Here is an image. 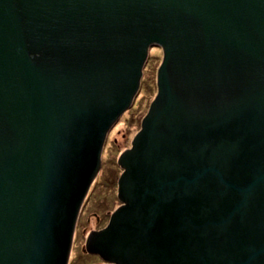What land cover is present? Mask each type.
Here are the masks:
<instances>
[{"label":"water","instance_id":"obj_1","mask_svg":"<svg viewBox=\"0 0 264 264\" xmlns=\"http://www.w3.org/2000/svg\"><path fill=\"white\" fill-rule=\"evenodd\" d=\"M152 46L156 93L89 247L264 264V0H0V264H67Z\"/></svg>","mask_w":264,"mask_h":264},{"label":"rangeland","instance_id":"obj_2","mask_svg":"<svg viewBox=\"0 0 264 264\" xmlns=\"http://www.w3.org/2000/svg\"><path fill=\"white\" fill-rule=\"evenodd\" d=\"M161 59V48L152 46L143 66L138 92L131 105L120 114L106 135L98 171L89 186L77 219L72 256L82 254L88 232L106 224L111 211L119 204L117 181L121 167L118 157L122 149L129 147L155 96L156 73Z\"/></svg>","mask_w":264,"mask_h":264},{"label":"flooded vegetation","instance_id":"obj_3","mask_svg":"<svg viewBox=\"0 0 264 264\" xmlns=\"http://www.w3.org/2000/svg\"><path fill=\"white\" fill-rule=\"evenodd\" d=\"M140 129V128H139ZM131 146V144H130ZM129 146V147H130ZM122 171V169H121ZM120 204V201H119ZM118 204V205H119ZM117 205V206H118ZM116 206V207H117ZM115 207V208H116ZM114 208V209H115ZM114 211V210H113ZM80 213V212H79ZM112 213V211H111ZM110 213V214H111ZM79 216V215H78ZM110 218V215H109ZM109 221V219H108ZM108 221L106 222V224L108 223ZM77 224V222H76ZM106 224H103L101 226H99L98 228L92 229L88 232L86 238H85V246L84 248L81 250L82 254L81 255H74L72 256V244H73V240H74V236H75V228H74V234H73V238H72V244H71V249H70V255L68 258V262L67 264H119L118 261H114V260H110L108 258L103 257L97 250H95L92 246L89 247V241H90V234L93 233L94 231L100 230L103 227L106 226ZM76 227V225H75ZM129 264L131 262H128Z\"/></svg>","mask_w":264,"mask_h":264}]
</instances>
